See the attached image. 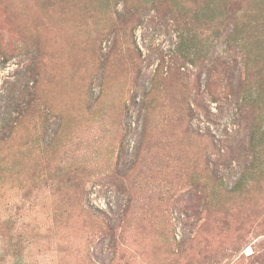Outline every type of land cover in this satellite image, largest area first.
I'll use <instances>...</instances> for the list:
<instances>
[{
  "label": "rangeland",
  "instance_id": "1",
  "mask_svg": "<svg viewBox=\"0 0 264 264\" xmlns=\"http://www.w3.org/2000/svg\"><path fill=\"white\" fill-rule=\"evenodd\" d=\"M224 2L0 0V264H264V0Z\"/></svg>",
  "mask_w": 264,
  "mask_h": 264
},
{
  "label": "trees",
  "instance_id": "2",
  "mask_svg": "<svg viewBox=\"0 0 264 264\" xmlns=\"http://www.w3.org/2000/svg\"><path fill=\"white\" fill-rule=\"evenodd\" d=\"M236 5V2H233L232 3V0L230 1V0H227V2H224V8L226 9V11H228L229 10V12H233V8H234V6Z\"/></svg>",
  "mask_w": 264,
  "mask_h": 264
}]
</instances>
